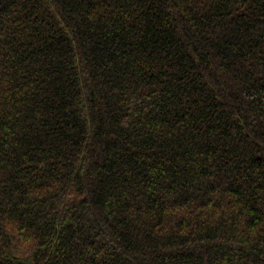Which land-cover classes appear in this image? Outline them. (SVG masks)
Wrapping results in <instances>:
<instances>
[{
    "label": "trees",
    "instance_id": "obj_1",
    "mask_svg": "<svg viewBox=\"0 0 264 264\" xmlns=\"http://www.w3.org/2000/svg\"><path fill=\"white\" fill-rule=\"evenodd\" d=\"M0 264H264V0H0Z\"/></svg>",
    "mask_w": 264,
    "mask_h": 264
}]
</instances>
